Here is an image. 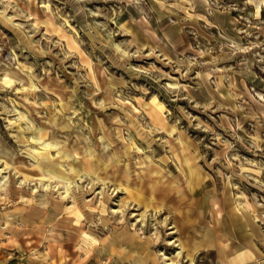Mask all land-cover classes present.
<instances>
[{
  "label": "rangeland",
  "instance_id": "rangeland-1",
  "mask_svg": "<svg viewBox=\"0 0 264 264\" xmlns=\"http://www.w3.org/2000/svg\"><path fill=\"white\" fill-rule=\"evenodd\" d=\"M0 264H264V0H0Z\"/></svg>",
  "mask_w": 264,
  "mask_h": 264
}]
</instances>
